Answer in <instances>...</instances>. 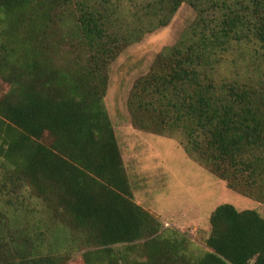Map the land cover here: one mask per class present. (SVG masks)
<instances>
[{"label":"trees","instance_id":"obj_1","mask_svg":"<svg viewBox=\"0 0 264 264\" xmlns=\"http://www.w3.org/2000/svg\"><path fill=\"white\" fill-rule=\"evenodd\" d=\"M183 3L197 11L196 25L134 83L131 125L176 138L228 190L264 205V87L219 73L233 42L264 48V0H157L148 28L120 21L108 0H0V83L9 86L0 157L12 168L4 186L26 184L47 213V233L65 232L73 244L53 254L44 233L1 229L0 264H67L82 251L83 264H264L255 210L215 207L195 256L187 235L134 202L104 105L108 70ZM210 7L219 12L213 24Z\"/></svg>","mask_w":264,"mask_h":264},{"label":"rangeland","instance_id":"obj_2","mask_svg":"<svg viewBox=\"0 0 264 264\" xmlns=\"http://www.w3.org/2000/svg\"><path fill=\"white\" fill-rule=\"evenodd\" d=\"M156 1L108 0V6L127 25L144 22L148 28ZM149 3L153 5L148 6ZM210 13L207 23L213 24V16H219V12L210 7ZM197 17V11L183 3L165 27L143 34L139 42L126 48L109 67L104 99L134 202L157 218L163 229H175L187 235L192 242L190 251L195 256L204 249L210 230L208 218L215 207L230 204L238 211L255 210L264 217V205L228 190L223 181L187 156L176 138L133 128L127 101L134 83L149 72L155 57L164 48L187 38ZM62 23L70 28L73 21L68 18ZM236 44L232 43L234 49L230 48L226 60L220 64V75L264 87V48L251 43L240 47ZM8 89V85L0 83V96ZM11 169L0 157V232L3 229V235H11L20 233L21 229V237L27 233H44L45 247L51 245L53 254L63 253L73 244L65 232L54 229L47 233V213L42 209L41 200L26 184L19 189L15 184L4 186L10 181ZM82 253H74L67 264H83Z\"/></svg>","mask_w":264,"mask_h":264}]
</instances>
